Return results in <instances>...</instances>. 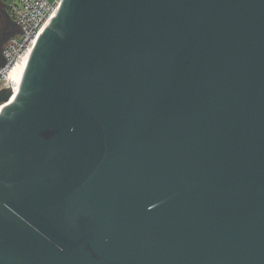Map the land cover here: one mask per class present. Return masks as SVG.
I'll return each instance as SVG.
<instances>
[{"label": "water", "instance_id": "95a60500", "mask_svg": "<svg viewBox=\"0 0 264 264\" xmlns=\"http://www.w3.org/2000/svg\"><path fill=\"white\" fill-rule=\"evenodd\" d=\"M18 88L0 264H264V0H63Z\"/></svg>", "mask_w": 264, "mask_h": 264}, {"label": "built area", "instance_id": "2783aa9c", "mask_svg": "<svg viewBox=\"0 0 264 264\" xmlns=\"http://www.w3.org/2000/svg\"><path fill=\"white\" fill-rule=\"evenodd\" d=\"M19 31L4 49L6 64L0 76H7L18 63L30 56L39 37L56 17L63 0H2ZM11 87V83H8Z\"/></svg>", "mask_w": 264, "mask_h": 264}, {"label": "flooded vegetation", "instance_id": "af4514ba", "mask_svg": "<svg viewBox=\"0 0 264 264\" xmlns=\"http://www.w3.org/2000/svg\"><path fill=\"white\" fill-rule=\"evenodd\" d=\"M17 31V26L10 17L6 4L0 0V69L5 66L4 49L12 35ZM3 90H11L8 81L0 76V94Z\"/></svg>", "mask_w": 264, "mask_h": 264}, {"label": "bare ground", "instance_id": "6f19581e", "mask_svg": "<svg viewBox=\"0 0 264 264\" xmlns=\"http://www.w3.org/2000/svg\"><path fill=\"white\" fill-rule=\"evenodd\" d=\"M30 56H28L29 58ZM25 59L22 61V64L18 63L17 66H15L12 71L9 73V75L7 76L8 79V83H11V90L13 92V99L16 97V95L19 92V88H18V77L19 74L22 70V67L24 66V64L26 63V61L28 60Z\"/></svg>", "mask_w": 264, "mask_h": 264}]
</instances>
